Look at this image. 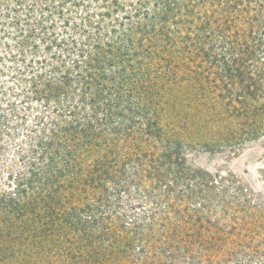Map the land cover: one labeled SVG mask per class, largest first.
<instances>
[{"label":"trees","instance_id":"1","mask_svg":"<svg viewBox=\"0 0 264 264\" xmlns=\"http://www.w3.org/2000/svg\"><path fill=\"white\" fill-rule=\"evenodd\" d=\"M129 1L122 22H107L84 0H0L7 181L16 196L36 183L65 212L95 213L158 264H264V221L228 216L234 201L211 197L223 177L190 174L183 162L175 170L183 146L163 143L169 97L183 83L203 81L216 105L254 126L264 0ZM239 131L235 147L251 136ZM214 202L227 217L213 219Z\"/></svg>","mask_w":264,"mask_h":264},{"label":"rangeland","instance_id":"2","mask_svg":"<svg viewBox=\"0 0 264 264\" xmlns=\"http://www.w3.org/2000/svg\"><path fill=\"white\" fill-rule=\"evenodd\" d=\"M111 1L84 0L83 5L90 13L107 14V22L113 19L122 22L130 1H119L118 6ZM150 6L154 9V4ZM127 37L124 33L120 39L125 41ZM201 83L200 89L183 83L169 97L165 119L172 132L163 137V143L183 146L182 160L173 167L178 170L177 164L183 162L182 167H188L190 174L223 177L211 197L234 201L237 212L226 214L245 222L264 221V102L252 107V110L257 107L255 111L260 114L253 119L254 126H240L243 122L238 113L216 105L208 96L205 83ZM185 105L187 108H183ZM175 121L179 126L172 125ZM240 129L251 136L244 135L240 140L243 144L235 147L233 143L239 138ZM11 154L7 152L4 157L11 158ZM39 188L33 183L25 193L16 196V186L7 181V173L0 164V264H158L144 258L145 253L131 236L122 234L118 228L103 227L95 213L65 212L61 209L63 200L59 205L60 198L52 203ZM51 203L53 208L49 210ZM215 203L211 207L213 219L227 217ZM132 205V212L144 214L134 208L135 203ZM173 264H178V258Z\"/></svg>","mask_w":264,"mask_h":264}]
</instances>
